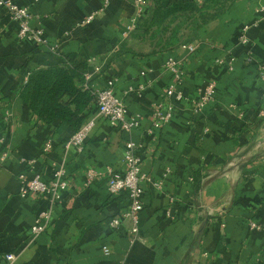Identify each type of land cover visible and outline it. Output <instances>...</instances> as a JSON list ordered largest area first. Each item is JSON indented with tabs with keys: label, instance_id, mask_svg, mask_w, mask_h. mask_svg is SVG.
I'll list each match as a JSON object with an SVG mask.
<instances>
[{
	"label": "crops",
	"instance_id": "crops-1",
	"mask_svg": "<svg viewBox=\"0 0 264 264\" xmlns=\"http://www.w3.org/2000/svg\"><path fill=\"white\" fill-rule=\"evenodd\" d=\"M11 1L29 10L46 44L18 40L17 24L0 9V264L8 255L13 264H264V0H222L208 11L214 18L187 25L166 48L133 33L136 0ZM152 10L147 0L144 19ZM69 55L86 62L93 94L112 88L138 116L137 128L99 119L77 149L66 146L71 127L31 116L21 88ZM169 59L183 67L182 98H167L173 117L152 130L154 107L172 82ZM210 84L212 97L198 109ZM128 142L147 179L136 237L128 220L110 226L128 200L106 188L109 172H123ZM59 169L66 188L58 200L20 195L19 174L50 181ZM48 211L47 230L34 238V220Z\"/></svg>",
	"mask_w": 264,
	"mask_h": 264
},
{
	"label": "built area",
	"instance_id": "built-area-1",
	"mask_svg": "<svg viewBox=\"0 0 264 264\" xmlns=\"http://www.w3.org/2000/svg\"><path fill=\"white\" fill-rule=\"evenodd\" d=\"M147 0H136L137 18L139 19L146 8ZM1 11L8 16V18L18 26L17 38L20 41H30L37 45H45L46 42L42 38V32L35 30L31 27V15L29 10L25 7H20L11 0H0ZM259 19L264 21V6L258 9ZM93 16L87 18L85 23H90ZM138 21V20H137ZM183 49H187L190 52L194 51L193 46H182ZM55 47H50L51 52H55ZM165 68L170 72L172 76V82L166 88L164 97L160 103L154 107V118L152 121V130H159L166 125L173 117V108L167 103V98L175 95L177 100H181L182 96L176 92V87L182 81L184 72L180 62L169 59L165 63ZM264 79V74H261ZM88 75L85 76V81L88 82ZM87 87L86 84H83ZM142 91L143 87H139ZM214 91V84L208 85L199 101L196 103V107L200 109L203 107L212 97ZM96 98V114L89 118L81 128L76 131L69 141L66 143L67 147H74L81 149L92 130L94 129L96 122L99 119L108 121L112 126L122 130L124 132H130L137 128L139 125L138 116L127 114L125 104L119 99L112 88L107 87L103 90L97 91L95 94ZM52 148L51 141H47L44 144L43 152L46 153ZM123 157V172L113 173L109 172L107 181V192L111 197L125 193L128 200V206L123 211L119 218L113 219L110 222L112 228H117L122 220H128L131 224L130 234L132 237H136L138 234V219L139 213L142 210V193L143 183L147 180L146 176L141 172L140 169V157L137 153L135 145L128 142L124 148ZM31 163V162H29ZM63 170L59 169L53 173L50 181L42 179L40 174H34L28 178L24 173L19 174L18 179L20 182V195L27 197L31 194L38 196H45L49 200L56 201L60 198V194L66 188V182L63 180ZM93 172L88 173V181L94 177ZM51 219V212H43L37 216L34 223L31 226V235L35 238L40 234L44 233ZM251 227L258 229L255 225ZM104 253L108 254V249L104 248ZM7 264L14 263V255L6 256Z\"/></svg>",
	"mask_w": 264,
	"mask_h": 264
},
{
	"label": "trees",
	"instance_id": "trees-1",
	"mask_svg": "<svg viewBox=\"0 0 264 264\" xmlns=\"http://www.w3.org/2000/svg\"><path fill=\"white\" fill-rule=\"evenodd\" d=\"M151 1V15L147 19H144L145 15L140 17L133 33L141 30V35H145L150 29L162 26L177 16H187V25H204L214 18L208 11L218 7L222 0H205L201 6L195 0ZM179 30L180 27L174 31V41L168 46L178 44ZM87 73L86 62L69 55L62 66L32 73L20 90V100L38 121L45 124L61 122L76 132L90 118L96 104L90 84L85 81ZM121 194L127 198L125 193Z\"/></svg>",
	"mask_w": 264,
	"mask_h": 264
},
{
	"label": "rangeland",
	"instance_id": "rangeland-1",
	"mask_svg": "<svg viewBox=\"0 0 264 264\" xmlns=\"http://www.w3.org/2000/svg\"><path fill=\"white\" fill-rule=\"evenodd\" d=\"M188 19L187 16H177V17H173L171 19H169L165 24H163L162 26L159 27H154L152 29L149 30V32L147 31V33L145 34L146 37H144L143 40H149L150 42H154V43H158V46L160 47L161 45L166 48V47H170L168 46V43L173 42V35H174V31L181 27L184 28L185 31L181 32L179 30V32L177 33V38L182 39V37H184L185 35L188 34L187 30H186V26Z\"/></svg>",
	"mask_w": 264,
	"mask_h": 264
}]
</instances>
